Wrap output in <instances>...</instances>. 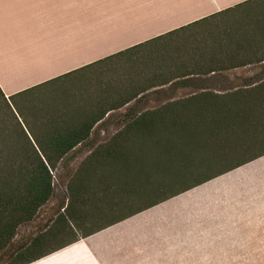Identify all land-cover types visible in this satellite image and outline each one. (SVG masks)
I'll list each match as a JSON object with an SVG mask.
<instances>
[{"label":"crops","instance_id":"1","mask_svg":"<svg viewBox=\"0 0 264 264\" xmlns=\"http://www.w3.org/2000/svg\"><path fill=\"white\" fill-rule=\"evenodd\" d=\"M149 44L155 50L143 52ZM125 52L154 64L137 71L129 87L80 92L105 95L82 96L80 104L59 112L60 119L28 121L30 132L25 129L35 147L72 140L73 131L79 134L102 114L83 143L107 140L112 127L140 111L206 107L180 103L196 95L264 94V0H0V90L6 98ZM43 126L58 130H40ZM77 154L86 157L89 149ZM230 174H235L233 207L226 211L229 201L215 188ZM190 193L198 198L184 197ZM206 196H220L221 204L208 210L223 206L218 216L233 213L229 222L243 252L264 254L258 238L264 233L262 156L32 264H223L221 220L207 223L197 215ZM89 239L93 246L85 243Z\"/></svg>","mask_w":264,"mask_h":264},{"label":"trees","instance_id":"2","mask_svg":"<svg viewBox=\"0 0 264 264\" xmlns=\"http://www.w3.org/2000/svg\"><path fill=\"white\" fill-rule=\"evenodd\" d=\"M18 95L6 98L0 90L4 116L15 120L10 129L24 136L19 153L0 152V254L51 198L52 172L63 167V155L83 145L104 116L73 131L72 140L35 147L11 111ZM180 103L206 107L140 111L107 140L91 142L66 184L62 211L7 264H31L264 156V94H203Z\"/></svg>","mask_w":264,"mask_h":264},{"label":"rangeland","instance_id":"3","mask_svg":"<svg viewBox=\"0 0 264 264\" xmlns=\"http://www.w3.org/2000/svg\"><path fill=\"white\" fill-rule=\"evenodd\" d=\"M156 46V44H149L142 50L143 52H151V50H155ZM129 54L130 53H126L123 57H116L115 60L105 61L98 66H94L95 68H88L86 70L76 72L73 75L55 80V82L51 84L41 85L34 89H29L26 92L20 93V95L10 99L11 111L21 126H26L30 120H41L45 118L53 120L52 118H56V113L59 117V112L64 108L70 107V109H72L71 107H74L76 104H80L82 102V96L91 95L92 97L99 98L105 95L103 93L84 94L80 92H88L91 88L93 91H100V89L104 90L103 88L106 87H129L131 81H135L134 76L137 71L143 70L146 66H152L154 64L152 58H142V61L140 60L141 58H138L136 55H134V58H130ZM2 104L3 99L0 96V152L3 154L16 155L20 152L19 147L23 142L24 136L17 135L12 128L10 129L12 125L14 126L15 120L12 115H9L10 118L4 116ZM5 127H7V129ZM119 127L120 126L112 127V132L114 133ZM104 130L110 131L109 127ZM107 136L108 138L110 137V135ZM104 137H106V135ZM97 143L98 141L94 142V145ZM91 144V142H87L84 143L82 147L77 148L73 153H71V155L65 157V159L61 162L60 165L63 167H58L52 172L53 194L51 198L37 211L31 221L18 227L12 241L0 254V264L9 263V256L13 252L28 244V242L38 233L47 230L56 218L57 214L62 211L61 207L65 206L67 203L66 184L75 172L77 166L84 159V157L77 154V151L83 150L84 148L85 150L90 149ZM245 174L248 175V172ZM227 177H230V179L225 180ZM225 178H223L222 183L217 184L216 187L219 186L220 188L215 189L220 190L221 193H225L223 201H229L228 203H225L229 206L230 210L227 208L225 209L226 211H232L233 201L231 202V205L230 200L232 199L234 192L233 185L235 181V174L227 175ZM239 179L240 177L238 180ZM224 180L230 181V185H228ZM214 183L216 185L218 182ZM201 192L202 190L197 191L196 193L200 195ZM186 196L197 197L195 193L187 194L184 197ZM214 197L215 198L208 196L204 197L205 203L203 204L206 206H203L204 209L202 210H197L199 212L197 215H200L201 218H206L207 223L212 218L221 220L220 225H222V229L220 230V234L222 233L225 235L227 253L225 254L226 258L224 259L225 262L223 264H264V254H246L243 252L246 248L241 247L239 243L235 242L233 228L229 222L232 221L233 213L229 217H225L227 215L218 216L217 211L219 209L225 210L222 208L223 206L219 209H207V207H210L211 205L221 204L219 203L220 196ZM226 214L229 213L226 212ZM200 220V225L204 224L202 219ZM223 227H225V231ZM258 238L261 241L264 240V233H262V231L259 232ZM86 244L89 247L91 245L93 246L90 239L86 241ZM93 251L96 253L95 249H93Z\"/></svg>","mask_w":264,"mask_h":264},{"label":"water","instance_id":"4","mask_svg":"<svg viewBox=\"0 0 264 264\" xmlns=\"http://www.w3.org/2000/svg\"><path fill=\"white\" fill-rule=\"evenodd\" d=\"M67 247V246H66ZM63 249V248H62ZM61 250V249H60ZM59 251V250H58ZM57 252V251H56ZM55 253V252H54ZM53 254V253H52ZM51 255V254H50ZM49 256V255H48ZM47 257V256H46ZM43 258H45V257H43ZM43 258H41V259H43ZM41 259H39V260H41ZM39 260H37V261H39ZM37 261H35V262H37ZM34 263V262H33ZM32 264V263H31Z\"/></svg>","mask_w":264,"mask_h":264}]
</instances>
